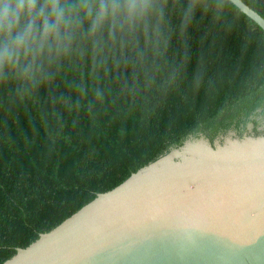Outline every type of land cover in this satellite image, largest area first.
I'll list each match as a JSON object with an SVG mask.
<instances>
[{"label":"trees","instance_id":"1","mask_svg":"<svg viewBox=\"0 0 264 264\" xmlns=\"http://www.w3.org/2000/svg\"><path fill=\"white\" fill-rule=\"evenodd\" d=\"M242 1L264 18V0ZM222 4L186 27L173 15L158 58L85 57L35 89L0 86V264L190 138L264 135V31Z\"/></svg>","mask_w":264,"mask_h":264},{"label":"water","instance_id":"2","mask_svg":"<svg viewBox=\"0 0 264 264\" xmlns=\"http://www.w3.org/2000/svg\"><path fill=\"white\" fill-rule=\"evenodd\" d=\"M4 264H264V135L190 138Z\"/></svg>","mask_w":264,"mask_h":264},{"label":"clouds","instance_id":"3","mask_svg":"<svg viewBox=\"0 0 264 264\" xmlns=\"http://www.w3.org/2000/svg\"><path fill=\"white\" fill-rule=\"evenodd\" d=\"M214 15L222 0H0V86L37 88L62 65L89 57L94 67L160 57L179 14Z\"/></svg>","mask_w":264,"mask_h":264},{"label":"flooded vegetation","instance_id":"4","mask_svg":"<svg viewBox=\"0 0 264 264\" xmlns=\"http://www.w3.org/2000/svg\"><path fill=\"white\" fill-rule=\"evenodd\" d=\"M257 132H259L260 134L261 133H264V123H261L260 126L257 128ZM245 134H248V135H254V132H249L247 131Z\"/></svg>","mask_w":264,"mask_h":264}]
</instances>
